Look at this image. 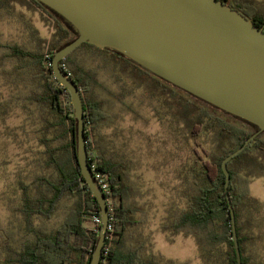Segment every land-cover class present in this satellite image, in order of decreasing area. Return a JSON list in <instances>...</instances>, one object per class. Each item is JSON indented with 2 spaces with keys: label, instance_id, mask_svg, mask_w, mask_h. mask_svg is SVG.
<instances>
[{
  "label": "trees",
  "instance_id": "16d2710c",
  "mask_svg": "<svg viewBox=\"0 0 264 264\" xmlns=\"http://www.w3.org/2000/svg\"><path fill=\"white\" fill-rule=\"evenodd\" d=\"M14 1L0 0V16L10 12ZM218 1L243 14L258 28L264 25V16L251 14L246 6L228 0ZM25 3L40 12L53 25L55 32L50 40L40 41L43 46L38 51L0 42V79H13L15 85L23 86L20 100L36 106L42 126L39 129L41 143L46 148L45 162L54 173L55 180L46 183L51 191L46 211L42 206L47 201L42 198L38 199L35 209H27L23 205L22 213L27 221L24 240L19 243L15 236L0 237V264H89L101 228V224L94 221V217L100 218V209L77 163L76 120L70 96L56 81L52 69L53 54L75 40L76 34L63 19L36 0H25ZM83 48L98 54L103 61L111 59L113 73L118 68L134 73L138 79L137 86L130 89L129 95L150 81L149 97L160 101L166 120L190 146V156L177 172V201L167 210L161 232L169 239L179 236L192 238L203 264H238L227 201L229 194L242 264H264L258 252H251L258 248L257 242L263 238L264 203L252 196L250 188L253 179L264 174V133L227 163L230 185L226 192L222 162L237 151L256 129L159 79L113 51L83 44L60 63V68L81 91L88 162L96 165L109 189L108 194H104L109 201V230L100 264L177 263H158L154 256L148 255L147 241L150 237L137 245L127 241L128 232L140 227L143 223L140 215H145L146 211L135 202L139 191L131 180L133 164L118 157L105 139H100V128L109 127L115 117L107 114L104 103L96 99L100 90L124 103L125 94H114L102 85L95 72L86 70L73 60ZM6 62L10 63L11 69L4 68ZM129 110L139 117L134 109ZM70 197L76 201L60 225L48 231L36 227L34 219L37 215L50 220L59 204Z\"/></svg>",
  "mask_w": 264,
  "mask_h": 264
},
{
  "label": "rangeland",
  "instance_id": "374dc122",
  "mask_svg": "<svg viewBox=\"0 0 264 264\" xmlns=\"http://www.w3.org/2000/svg\"><path fill=\"white\" fill-rule=\"evenodd\" d=\"M229 2H238L246 6L251 14L264 16V0ZM11 5L10 12L0 16V42L38 51L43 46L40 41L52 38L55 32L53 25L40 12L28 7L25 0H16ZM73 60L86 70L95 72L102 85L114 94H125L124 103L100 90L96 99L104 103L107 114L115 117L109 127L100 128L99 138H104L118 157L133 164L131 180L139 191L135 202L146 211L145 215H140L143 221L140 227L128 232V243L137 245L150 237L147 254L154 256L158 263L203 264L192 238L179 236L169 239L161 232L167 210L177 201V172L186 157L190 156V146L166 120L159 106L160 101L149 97L148 84L151 82L143 81L144 85L129 95L138 80L130 70L118 68L113 73L111 59L103 61L101 56L87 48L79 50ZM10 66L6 62L4 68L9 70ZM12 80L0 79V237L15 236L20 243L27 228L23 205L27 209H35L38 199L42 198L47 201L42 206V210L46 211L51 195L47 184L55 180V176L45 162L46 148L41 143L39 129L42 126L36 106L20 100L23 86L15 85ZM129 109H134L139 117ZM250 188L252 196L264 203V174L254 178ZM75 201L73 197L63 200L50 220L37 215L34 224L43 230L53 229L60 225ZM257 246L251 252H258L264 261V234Z\"/></svg>",
  "mask_w": 264,
  "mask_h": 264
},
{
  "label": "water",
  "instance_id": "95a60500",
  "mask_svg": "<svg viewBox=\"0 0 264 264\" xmlns=\"http://www.w3.org/2000/svg\"><path fill=\"white\" fill-rule=\"evenodd\" d=\"M65 21L76 39L53 54L56 81L68 92L76 120V158L99 209L101 228L89 264L103 260L110 212L88 162L81 91L60 63L83 44L113 51L172 86L245 123L256 132L227 163L264 133V32L218 0H36ZM238 264L234 210L227 194Z\"/></svg>",
  "mask_w": 264,
  "mask_h": 264
},
{
  "label": "built area",
  "instance_id": "2783aa9c",
  "mask_svg": "<svg viewBox=\"0 0 264 264\" xmlns=\"http://www.w3.org/2000/svg\"><path fill=\"white\" fill-rule=\"evenodd\" d=\"M90 167H91V170L93 173V178H94L95 182L99 185L101 192L103 193V195L108 194L109 189H108V185L106 183L105 178L103 177V175L101 173H99L96 170V165L94 163L91 164ZM107 204H108V208H109V201L108 200H107ZM109 212H110V210H109ZM94 221L97 224H101V219L98 217H94ZM108 230H109V228H108Z\"/></svg>",
  "mask_w": 264,
  "mask_h": 264
},
{
  "label": "flooded vegetation",
  "instance_id": "af4514ba",
  "mask_svg": "<svg viewBox=\"0 0 264 264\" xmlns=\"http://www.w3.org/2000/svg\"><path fill=\"white\" fill-rule=\"evenodd\" d=\"M229 1V0H228ZM261 28H263V31H264V25H261Z\"/></svg>",
  "mask_w": 264,
  "mask_h": 264
}]
</instances>
